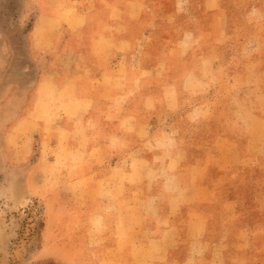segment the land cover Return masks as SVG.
Instances as JSON below:
<instances>
[{"label":"rangeland","instance_id":"rangeland-1","mask_svg":"<svg viewBox=\"0 0 264 264\" xmlns=\"http://www.w3.org/2000/svg\"><path fill=\"white\" fill-rule=\"evenodd\" d=\"M34 1L0 0V264H94L84 234L90 207L81 199L82 187L67 183L80 160L41 156L40 129L15 127L31 106L41 74L66 49L84 46L66 37L59 49L46 54L44 65L38 63L30 36ZM152 1L157 34L142 48V59L151 66L167 61L165 77L176 79L189 71L201 75V62L209 56L215 76V86L205 89L194 80L181 79V89L198 87L200 93L181 94L179 101L186 108L168 117L171 126L164 138L143 142L144 161L160 168L158 176H151L153 186L165 177L163 168L180 171L196 163L207 167L204 178L219 176L220 187L197 208L209 230L228 232L220 262L242 258L245 264H264V0ZM213 29L225 33L217 44L205 38ZM187 30L192 40L180 44L178 57L174 43ZM246 88L250 92L243 93ZM196 103L211 108L186 117L187 106ZM241 105L249 109H227ZM107 130L117 132L113 127ZM156 130L144 127L141 135L151 136ZM21 139L25 149L20 148ZM215 148L218 155L212 158ZM175 150H182V156L175 157ZM53 160L62 171L56 176L49 163ZM130 160L124 157L122 164ZM178 185L174 180L169 188Z\"/></svg>","mask_w":264,"mask_h":264},{"label":"crops","instance_id":"crops-1","mask_svg":"<svg viewBox=\"0 0 264 264\" xmlns=\"http://www.w3.org/2000/svg\"><path fill=\"white\" fill-rule=\"evenodd\" d=\"M36 2L30 36L38 63L44 65L46 54L59 49L66 37L84 46L66 49L41 74L31 106L15 127L40 129L41 156L80 160L71 170L75 177L67 183L82 187L81 199L90 207L84 234L94 264H224L218 254L227 244L228 232L209 230L207 218L197 208L220 187V177L204 178L209 170L199 163L180 171L167 167L154 187L151 176H158L160 168L150 166L141 154L143 142L164 138L171 126L168 117L186 108L179 101L181 94L200 93L198 87L181 89V79L194 80L203 89L215 86L209 56L201 62V75L189 71L176 79L165 77L167 61L151 66L143 60L142 48L157 34L152 0ZM224 34L213 29L205 38L217 44ZM192 35L187 30L174 43L178 57L180 44L192 40ZM187 108L190 117L211 105L196 103ZM233 108L249 106L227 109ZM148 126L157 130L142 137V129ZM109 127L117 132L108 133ZM24 142L21 139L22 149ZM173 154L182 156L183 151ZM215 155L216 148L210 157ZM124 157H131L125 166ZM113 159V164L105 165ZM49 163L52 175L62 173L56 161ZM174 180L178 189L169 188ZM188 206L191 210L183 213ZM230 264L245 261L239 258Z\"/></svg>","mask_w":264,"mask_h":264}]
</instances>
